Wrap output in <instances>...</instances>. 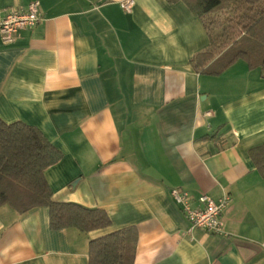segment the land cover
Segmentation results:
<instances>
[{
	"label": "crops",
	"instance_id": "1",
	"mask_svg": "<svg viewBox=\"0 0 264 264\" xmlns=\"http://www.w3.org/2000/svg\"><path fill=\"white\" fill-rule=\"evenodd\" d=\"M40 2V21L0 44V119L39 129L63 153L45 172L53 200L103 209L111 226L53 230L47 207L0 208V264H89L90 242L137 232L134 264H264V77L239 60L219 76L191 61L210 46L184 2ZM230 203L226 236L193 230L171 197Z\"/></svg>",
	"mask_w": 264,
	"mask_h": 264
},
{
	"label": "trees",
	"instance_id": "2",
	"mask_svg": "<svg viewBox=\"0 0 264 264\" xmlns=\"http://www.w3.org/2000/svg\"><path fill=\"white\" fill-rule=\"evenodd\" d=\"M184 2L203 20L209 48L191 64L203 75L219 76L239 60L261 69L264 77V0H166ZM264 178V145L250 151ZM63 159L37 128L23 122L0 119V208L9 206L19 214L47 207L53 230L74 228L89 234L111 226L103 209L53 200L45 172ZM137 232L133 228L109 233L90 242L89 264H134Z\"/></svg>",
	"mask_w": 264,
	"mask_h": 264
},
{
	"label": "built area",
	"instance_id": "3",
	"mask_svg": "<svg viewBox=\"0 0 264 264\" xmlns=\"http://www.w3.org/2000/svg\"><path fill=\"white\" fill-rule=\"evenodd\" d=\"M134 4V0H126L121 6L125 12L131 13ZM39 21V1L30 3L25 11L11 10L5 16H0V44H13L20 31L33 29ZM171 197L184 212L193 230H202L219 236L227 235L221 216L230 203L228 195L215 201L202 194L199 197V207H193L189 194L177 188L171 190Z\"/></svg>",
	"mask_w": 264,
	"mask_h": 264
}]
</instances>
